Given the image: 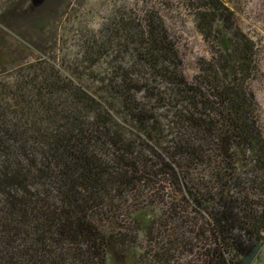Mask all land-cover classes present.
<instances>
[{
  "label": "trees",
  "instance_id": "16d2710c",
  "mask_svg": "<svg viewBox=\"0 0 264 264\" xmlns=\"http://www.w3.org/2000/svg\"><path fill=\"white\" fill-rule=\"evenodd\" d=\"M182 5L208 52L190 76L150 1L72 58L14 59L0 33V264H241L264 243L258 45L223 0Z\"/></svg>",
  "mask_w": 264,
  "mask_h": 264
},
{
  "label": "rangeland",
  "instance_id": "374dc122",
  "mask_svg": "<svg viewBox=\"0 0 264 264\" xmlns=\"http://www.w3.org/2000/svg\"><path fill=\"white\" fill-rule=\"evenodd\" d=\"M148 1L163 12L169 32L183 57L185 71L189 76L194 74L198 58L208 56V52L196 31L193 16L182 5L184 0H0V26L3 28L0 33H4L6 40L4 51L9 57L21 59L24 56L22 44H28L38 52L47 44L51 57L72 58L79 51L81 32L96 31L118 8H139ZM223 1L234 11L237 24L258 45L259 70L251 85L264 134V0ZM30 3L35 8H29L25 13L23 9ZM10 6H15V10H9ZM42 20L44 25L40 30L37 23ZM35 51L30 53L29 59L35 58ZM257 244L261 246L249 264H264V243L254 245Z\"/></svg>",
  "mask_w": 264,
  "mask_h": 264
},
{
  "label": "water",
  "instance_id": "95a60500",
  "mask_svg": "<svg viewBox=\"0 0 264 264\" xmlns=\"http://www.w3.org/2000/svg\"><path fill=\"white\" fill-rule=\"evenodd\" d=\"M260 246L261 244L254 245L251 250H249V252L241 258V264H249L256 255Z\"/></svg>",
  "mask_w": 264,
  "mask_h": 264
}]
</instances>
